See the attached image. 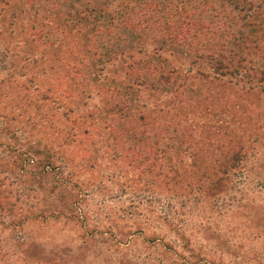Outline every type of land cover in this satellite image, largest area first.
Segmentation results:
<instances>
[{"label": "rangeland", "instance_id": "1", "mask_svg": "<svg viewBox=\"0 0 264 264\" xmlns=\"http://www.w3.org/2000/svg\"><path fill=\"white\" fill-rule=\"evenodd\" d=\"M0 264H264V0H0Z\"/></svg>", "mask_w": 264, "mask_h": 264}, {"label": "trees", "instance_id": "2", "mask_svg": "<svg viewBox=\"0 0 264 264\" xmlns=\"http://www.w3.org/2000/svg\"><path fill=\"white\" fill-rule=\"evenodd\" d=\"M155 9V8H154ZM171 9V11H166V13L169 15V18L172 19L173 21H171L170 24L167 25V38L166 40L173 42V43H184V38H185V34H186V26H188V22H184L181 26L182 27H174V23H176V21L178 20L179 17H182L184 15V18L186 19L187 17L186 14L184 13V10L182 7L178 6V3H174V4H170L169 5V10ZM173 11V12H172ZM180 14V15H179ZM175 20V21H174ZM187 20V19H186ZM180 26V25H179ZM198 46H196V48H194V50L196 51V54H203V56H207V59L209 61H213L215 60V64L218 67H222L223 68V63H222V56H220L221 54L217 53L216 50H207V49H199ZM145 74V73H143ZM141 76H144V75ZM149 74H152V72H149ZM153 74L154 76H156V78L154 80L158 81V82H164V83H169L170 80H173V82H177V81H185L187 79L186 76H180L179 74H177L176 70L171 69V68H167V66H158L157 69L154 68L153 69ZM153 76V75H152ZM173 84V83H171ZM172 89L176 90V88L174 86H171ZM126 97V96H125ZM124 101V100H123ZM122 102V101H121ZM117 104H115V108ZM125 110H127V102L123 103L122 106ZM122 107L120 106V108L122 109ZM119 110L120 112L122 110ZM195 144H199L202 146L200 141H197ZM200 149H198V152ZM215 151L219 152L215 158L214 162H221V164L223 165H216L215 166V171L212 174L213 180L215 181V185L218 183H221L222 181V177L221 175L224 174V172L226 171V164L230 163V162H235V157L233 156L231 151H221L219 149H216ZM214 154H210V156L212 157ZM174 167V166H173ZM231 168H228V171H230ZM214 170V169H213Z\"/></svg>", "mask_w": 264, "mask_h": 264}]
</instances>
